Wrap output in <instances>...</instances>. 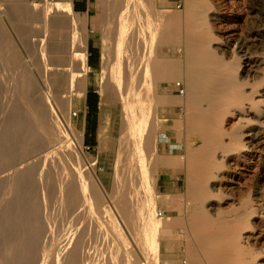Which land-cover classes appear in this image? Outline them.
<instances>
[{
	"label": "bare ground",
	"instance_id": "obj_1",
	"mask_svg": "<svg viewBox=\"0 0 264 264\" xmlns=\"http://www.w3.org/2000/svg\"><path fill=\"white\" fill-rule=\"evenodd\" d=\"M155 1L97 2L105 17L94 34L102 50L96 140L99 154L119 158L109 192L84 151L86 117L74 123L91 70L87 12L71 0H0V264H159L162 239L169 250L185 248V264H264V0H242L261 49L251 83L253 57L225 56L222 0H184L182 10ZM168 127L185 155H161ZM234 151L249 158L245 174L255 172L260 187L241 209L224 211L219 181ZM169 171L185 173V191L159 217L168 194L156 183Z\"/></svg>",
	"mask_w": 264,
	"mask_h": 264
},
{
	"label": "rangeland",
	"instance_id": "obj_2",
	"mask_svg": "<svg viewBox=\"0 0 264 264\" xmlns=\"http://www.w3.org/2000/svg\"><path fill=\"white\" fill-rule=\"evenodd\" d=\"M36 1L44 2L45 0ZM167 1L168 6L166 8L168 9L182 10L184 8V0ZM254 1L255 0H246L245 2L246 5H251ZM97 2L98 0H71V4L74 10L77 12H87L89 21L91 23V25L88 26V64L90 65L91 70L88 73V85L85 103L79 112V118L77 119L76 117L74 119V123L80 124L81 119L86 117L84 151L85 153L96 157V167L98 168V173L101 172V169H104L105 172L114 174L119 165V158L117 153L111 152L107 149H103L102 152H100L99 154L96 140L99 110L102 96L100 85L95 82L94 78L96 74L99 73L101 68L102 50L100 40L94 34L96 32L101 31L103 19L105 17L103 6L99 5ZM160 4V1H155V5H157L159 8H162ZM243 7L244 3L242 0H222L220 6V15L226 17L225 20L221 23V36L223 41L222 47L225 49L224 52L227 59H232V57L235 55H240L241 58L244 55H251L253 57V59L255 60V62L253 63V72H251L250 75L247 77L249 79V83H251L253 81L254 75H256V78H258L261 74V49L259 42H257L255 46L252 44V35L250 34V30L252 29V27H258L255 23L256 21L253 24L245 22V14L243 11ZM246 44L248 47H246ZM179 53L183 54L182 48ZM249 85H247L248 90L250 88ZM184 89L185 87L182 82H179V84L176 85L177 94H180L181 90ZM173 111L176 114H180L182 112V106H174ZM233 120L235 124L244 123V121L240 119V116L238 114L235 115ZM166 121L167 124H171L172 122L171 119H168ZM250 125L254 128H258L257 123ZM164 135H166L168 140L165 143L161 142L159 144V151L162 156L166 157L167 155L171 154H174L176 156L185 155L186 143L184 140H181L180 143H177L178 140L175 135L174 129L168 127L165 130ZM109 142L110 144H115L116 141L115 139L110 138ZM173 146H176L178 149H174V151L171 152V147ZM231 158L232 159L229 162L228 171L222 174V177L219 181L222 187V191L225 195V198L220 201V207L224 211L228 210L230 207L241 209L244 197L247 194L248 190L250 189L252 190V193H254V191L260 187V185L255 181V172L245 174V164L247 165L249 163V158L245 157L243 155V152L241 151L232 152ZM26 161L27 160L24 159L19 161L17 163V166H22ZM256 163L258 164L257 161ZM180 172V179L177 183V192L168 194L167 196H172L173 194H175L176 196H180L185 191V173L183 171ZM168 215L171 216L172 213L170 212V214ZM116 222L118 224H121V220L118 218L116 219ZM173 233L174 237L179 240L180 243L184 241V236L181 234V228H175L173 230ZM130 245L134 246L135 242L131 240ZM138 258L141 263L145 262V255L142 254V256H138ZM166 258H172L176 264H185L189 260L184 247L169 250L166 241L162 239L159 245V264L164 263Z\"/></svg>",
	"mask_w": 264,
	"mask_h": 264
},
{
	"label": "crops",
	"instance_id": "obj_3",
	"mask_svg": "<svg viewBox=\"0 0 264 264\" xmlns=\"http://www.w3.org/2000/svg\"><path fill=\"white\" fill-rule=\"evenodd\" d=\"M174 149H178L176 146L171 147V152ZM180 171H169L162 172L158 175L157 183H156V191L160 193L171 194L175 193L178 190L177 183L179 181ZM100 181L105 187L106 190L112 191L114 186V174L107 173L104 169L99 173Z\"/></svg>",
	"mask_w": 264,
	"mask_h": 264
},
{
	"label": "built area",
	"instance_id": "obj_4",
	"mask_svg": "<svg viewBox=\"0 0 264 264\" xmlns=\"http://www.w3.org/2000/svg\"><path fill=\"white\" fill-rule=\"evenodd\" d=\"M183 90H181V93ZM183 200H179V204H182ZM174 204V200L172 199L171 196L165 195L164 198L160 199L157 204V214L158 216H163L167 210Z\"/></svg>",
	"mask_w": 264,
	"mask_h": 264
}]
</instances>
